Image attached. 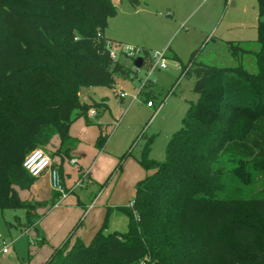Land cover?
Segmentation results:
<instances>
[{
  "label": "trees",
  "instance_id": "1",
  "mask_svg": "<svg viewBox=\"0 0 264 264\" xmlns=\"http://www.w3.org/2000/svg\"><path fill=\"white\" fill-rule=\"evenodd\" d=\"M257 5V50L226 40L236 66L197 62L193 55L189 59L187 71L195 77L193 90L200 97L190 103L163 161L144 151L140 162L147 175L136 182L135 199L124 207L129 231L100 234L89 248L76 239L79 251L65 257L59 246L45 264H89L92 257L93 264H101L100 251L94 256L96 246L109 260L140 264L150 245L168 255L185 250L177 264H191V250L198 264H264V195L237 198L228 184L234 176L235 184L252 185L264 166V0ZM115 13L113 0H0V121L5 119L0 175L9 186L26 190L33 185L36 178L23 167L24 158L54 136L60 140L54 156L71 157L79 140L70 134V126L81 116L89 121L90 105L78 95L83 88L112 85L132 74L110 56L111 40L104 35ZM148 54L144 50L143 65L147 62L150 68ZM245 54L254 55L257 72L244 68ZM148 96L153 101L154 95ZM107 138L100 132L99 147ZM243 203L249 213L241 211ZM6 208L26 209L27 226L39 228L41 217L31 214L11 187L0 188V209ZM39 234L36 240L44 243L40 229ZM253 247L260 249L257 257L240 254Z\"/></svg>",
  "mask_w": 264,
  "mask_h": 264
},
{
  "label": "rangeland",
  "instance_id": "2",
  "mask_svg": "<svg viewBox=\"0 0 264 264\" xmlns=\"http://www.w3.org/2000/svg\"><path fill=\"white\" fill-rule=\"evenodd\" d=\"M114 1L116 13L109 17L104 30L105 37L111 40L110 47L127 44L147 50L148 53L167 51L166 68L160 71L157 68L149 70L145 62L137 69L134 59L120 55L119 60L132 69L130 77L117 78L112 85L93 86L89 92L86 88L87 90L78 93L80 102L90 105L87 110L89 121L86 122L85 117L81 116L72 122L70 134L73 132L84 140L72 149L70 155H81L84 166L93 161L91 169L96 181L89 189L77 187L69 194V202L72 203V199L77 197H80L82 202H89L102 186L99 202L89 213L85 211L81 219L83 223L77 222L73 226L74 220L80 216V205L67 203V199L64 205L54 208L51 198L48 201H39L34 195L30 196L28 191L32 186L25 191L16 186H9L0 175V188H14L19 199L28 204L31 214L42 218L46 210L39 211L38 208L53 207L49 214L45 212L47 216L45 214L46 218L40 228L43 235L47 232V235H44V243L36 240V230L27 226L26 209H0V264H45L59 246L65 248V257L72 250L79 251L76 239L81 240L84 248H89L93 246L94 238L100 234L117 233L121 236L127 233L129 219L124 207L131 205L135 199V181L146 175L140 162L143 152L149 149L150 158L163 161L170 139L177 133L190 101L197 102L200 97L192 88L194 76H184V65L192 55L197 62L218 67L237 65V60L228 51L225 39L243 41L245 47L252 50L258 48L255 41L258 23L257 0H138L137 6H132L127 0ZM174 53L176 58L172 56ZM141 55L143 56V52ZM242 63L249 72H257L254 55L245 54ZM147 81L152 87L164 92L161 97H152L156 104L161 98L164 99L156 117H152L156 105L154 108L148 107L144 94L139 96L141 90L147 92L150 88L145 86ZM212 82L217 83L216 80ZM118 91H124L126 96L120 97ZM87 92L88 95H85ZM134 96L139 97L133 100ZM8 99L12 101V97ZM1 109L0 105V117ZM92 111H95V114H92ZM4 121L5 119L0 121V128ZM100 126L102 134L108 138L105 147L98 153L97 138L100 135ZM57 137L54 136L47 146L37 147L44 150L52 161L58 157L53 154L57 150ZM0 138L5 137L0 133ZM2 151L0 146V152ZM10 151L8 146V152ZM71 170L72 173L78 171L77 165H72ZM46 172L33 183L35 190L36 187L45 186L40 189L43 196L48 194ZM255 174L256 182L252 185L235 184V177H229V189L233 188V196L248 199L257 194L264 195V166ZM40 182L42 185L39 186ZM65 191L70 192L66 189ZM244 207L241 211L249 213V206L245 209ZM98 217L99 228L90 237L89 230ZM81 224L82 229L76 232ZM260 225L264 231V223L260 222ZM72 226V230L65 237ZM25 228L30 230H24ZM86 235H89V238L85 239ZM6 246L10 251L8 254L2 253ZM162 249L150 245L146 258L140 264H177L175 259L185 251L178 250L168 255L166 250ZM48 250L50 253L44 258L43 252ZM93 251L94 256L95 251H100L99 263L119 264L109 260L101 246H96ZM194 251L190 252V263L198 264L193 260ZM240 254L257 257L260 249H242ZM87 262L93 264L95 259L92 257Z\"/></svg>",
  "mask_w": 264,
  "mask_h": 264
},
{
  "label": "crops",
  "instance_id": "3",
  "mask_svg": "<svg viewBox=\"0 0 264 264\" xmlns=\"http://www.w3.org/2000/svg\"><path fill=\"white\" fill-rule=\"evenodd\" d=\"M114 1V0H113ZM115 2V1H114ZM264 20V19H263ZM257 22H258V9H257ZM258 24V23H257ZM226 40H230V39H225V41ZM226 44V43H225ZM166 53V57H167V51L165 52ZM172 56H174V58H176L177 56L175 55V53L174 54H172ZM190 62L188 61V63L186 64V65H184V67H183V74H184V76H186V75H189V72L187 71V68H189V66H187L188 64H189ZM205 63V62H204ZM236 66V65H235ZM161 69H164V68H159V67H157V70H161ZM147 80H149V79H147ZM194 82H195V77H194ZM147 83H148V81H147ZM148 85H149V89H148V91L147 92H143L144 90H141L140 91V95L139 96H141V95H143L144 94V99H147L149 96V93H152L154 96H156V97H161V95L162 94H164V92H162V91H160V90H158L156 87L154 88V87H152L149 83H148ZM193 85H194V83H193ZM193 88V87H192ZM87 90V89H86ZM90 91V88H88V92ZM194 91V90H193ZM88 92L85 94V95H88ZM139 96H137V98L139 97ZM163 98H161L160 99V101L158 102V104H156L155 103V105H156V107L159 105V104H161L162 103V105H163ZM192 101H190V103H191ZM190 103H189V105H188V107H187V110H188V108L190 107ZM155 105L154 106H152L151 108H154L155 107ZM149 107V106H148ZM162 108V107H161ZM161 110V109H160ZM160 110L158 111V113L155 115V111H154V113H152V117H156V116H158V114L160 113ZM187 110H186V112H187ZM186 114V113H185ZM184 118V117H183ZM182 118V119H183ZM88 120H89V118H88ZM180 126H181V123H180ZM180 126H179V128H178V130L180 129ZM99 132H101V126H100V129H99ZM72 134H73V132H72ZM71 134V135H72ZM73 137H75L76 139H78L79 140V143H78V145H80V144H82L83 143V140L84 139H82V138H80L79 136H77L76 134H73L72 135ZM58 138V137H57ZM98 139V138H97ZM55 140V139H54ZM57 140V148L59 147V144H60V140L59 139H56ZM107 142V141H106ZM105 147V145L103 146V147H99V151H98V153H100V151L103 149ZM78 148H79V146H78ZM143 154H144V152H143ZM97 155H99V154H97ZM143 157V156H142ZM72 158H76V159H78V163H76V164H72L71 163V159ZM53 164H55V166H59V168H60V170H61V172H62V178H63V183H64V186H65V189L67 190V191H71V188H72V186L75 184V182L79 179V177H80V174L82 173V171L84 170H89V173H88V177L90 178V182L89 183H87V185L85 186V187H83L82 189H89V188H91V185H93L94 184V182L96 181L95 180V178L93 177V173H92V169H91V167H92V165H93V161H91L89 164H86V166H84L83 164H82V156L81 155H79L78 154V156H71L70 158H64V160L61 158V157H57L56 159H53ZM72 165H77V168H78V171H76V172H71L72 170H71V166ZM85 167H87V168H85ZM144 169V168H143ZM145 170V169H144ZM146 171V170H145ZM46 175H47V181H48V194L47 195H45V196H43L42 195V192H41V188L42 187H44L45 188V186H42L41 188H38V187H36V190H35V188H33V185H32V187H31V189H30V191H28L29 193H30V196L31 195H34L35 197H36V199H38L39 201H48V200H50V198L54 201V199H55V192L51 189V185H50V177H49V172L47 171L46 172ZM146 175H147V171H146ZM145 175V176H146ZM144 176V177H145ZM143 177V178H144ZM37 179V178H36ZM140 179H142V178H140ZM140 179H138V180H140ZM138 180H136L135 181V183H134V189H135V184H136V182L138 181ZM40 185H42V182H40L39 183V186ZM101 189H102V186H101V188H100V190H99V192L97 193V194H95V196L89 201V202H82L81 200H80V197H77L76 199H72V203H70L69 202V199H71V196L69 197V194L70 193H73L74 191H75V189L73 190V191H71V192H68L69 194L67 195V197L60 203V205L58 206V207H60L61 206V204L62 205H64L63 203H65V201L68 199V201H67V203H70V204H72V205H74V204H77V206H81V211H80V216H79V218H76L75 220H74V223H73V226L78 222L79 224L82 222V217H84V213H85V211L87 210L88 211V213L90 212V210H93L94 208H95V206H96V203L97 202H99V200H100V195L102 194L101 193ZM25 191V190H24ZM53 193V194H52ZM55 201H56V199H55ZM93 204V207H91V208H89L90 207V205H92ZM66 206L67 205H69V204H65ZM54 207V206H53ZM52 207V208H53ZM127 207V206H126ZM52 208H46V207H41V208H38V210L39 211H41V209L42 210H46L45 212L47 213V214H49V210H51ZM55 208V207H54ZM72 208H75V207H72ZM37 211V210H36ZM44 212V216L42 217V218H40V220H38V226H39V228H30V229H33V230H36V229H40L41 228V226H42V223H43V221H44V218H46L45 217V213ZM87 213V214H88ZM47 214H46V216H47ZM98 219H99V217L98 218H95V220H94V223H93V225L91 226V228H90V230H89V233H90V237H92V234H94L95 233V231L99 228V222H98ZM76 221V222H75ZM83 223V222H82ZM73 226L71 227V228H69L68 229V231H67V233L64 235L65 237L67 236V234L72 230V228H73ZM82 227V224H81V226H79V228L76 230V232H78V230L80 231V229H82L81 228ZM30 229H26V230H30ZM83 231H84V228H83ZM75 232V233H76ZM44 235H47V232L44 234ZM64 237V238H65ZM63 238V239H64ZM84 238L86 239V238H89V235H86V236H84ZM62 239V240H63ZM62 240H61V242H62ZM60 242V243H61ZM10 252V251H9ZM8 252V253H9ZM8 253H4V254H8ZM44 254H43V257L45 258V257H47V255L50 253L49 252V250H48V252H43Z\"/></svg>",
  "mask_w": 264,
  "mask_h": 264
},
{
  "label": "built area",
  "instance_id": "4",
  "mask_svg": "<svg viewBox=\"0 0 264 264\" xmlns=\"http://www.w3.org/2000/svg\"><path fill=\"white\" fill-rule=\"evenodd\" d=\"M112 46V45H111ZM113 45L112 47L109 46L110 56L113 59H118L120 55H123L125 57H129L131 59H136L138 57H143L141 53L144 50L140 49L139 47H134L131 45ZM149 59L151 61V66L149 70H153L157 67L159 68H166V53L165 51H153L149 52L148 54ZM118 94L120 97H125L126 94L124 91H118ZM137 96L133 97V100H135ZM155 103L153 101H147V106L152 107ZM162 103L159 104L155 109V115L158 113V111L161 109ZM92 114H95V111H92ZM72 164L78 163V159L72 158L71 160ZM23 167L29 172V174L35 178L40 177L44 172H49L50 177V185L51 189L58 193L59 196L54 204V207H58L60 203L67 197L69 194L65 191V187L63 184V178H62V172L59 168V166H55L53 164L52 159L50 156L44 152V150L40 148L33 149L30 151L23 161ZM89 170H83L80 174L79 179L75 182V184L72 186L71 191L76 189L77 187L83 188L87 185V183L90 182V178L88 177ZM70 191V192H71ZM132 204V203H131ZM93 207V204L90 205L89 208ZM9 249L8 247H4L2 249V253H8Z\"/></svg>",
  "mask_w": 264,
  "mask_h": 264
},
{
  "label": "water",
  "instance_id": "5",
  "mask_svg": "<svg viewBox=\"0 0 264 264\" xmlns=\"http://www.w3.org/2000/svg\"><path fill=\"white\" fill-rule=\"evenodd\" d=\"M142 65H143V57H138V58H136V59L134 60V66H135L137 69L141 68ZM85 90H86V88H83V89H82V92L85 91ZM36 235H37L36 238L39 239V238H40V234H39V230H38V229H36Z\"/></svg>",
  "mask_w": 264,
  "mask_h": 264
}]
</instances>
